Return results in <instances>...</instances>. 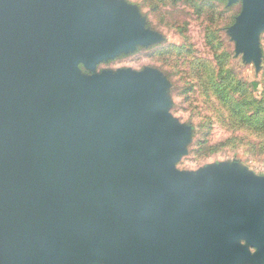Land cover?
<instances>
[{
	"label": "water",
	"instance_id": "obj_1",
	"mask_svg": "<svg viewBox=\"0 0 264 264\" xmlns=\"http://www.w3.org/2000/svg\"><path fill=\"white\" fill-rule=\"evenodd\" d=\"M242 2L258 65L264 0ZM156 40L119 0H0V264H264V177L178 171L157 71L82 73Z\"/></svg>",
	"mask_w": 264,
	"mask_h": 264
},
{
	"label": "rangeland",
	"instance_id": "obj_2",
	"mask_svg": "<svg viewBox=\"0 0 264 264\" xmlns=\"http://www.w3.org/2000/svg\"><path fill=\"white\" fill-rule=\"evenodd\" d=\"M119 1L138 13L157 40L94 71L81 66L82 73L157 71L166 81L167 106L160 112L190 133L175 164L178 171L197 178L221 167L264 177V31L258 65L246 61L229 32L242 0Z\"/></svg>",
	"mask_w": 264,
	"mask_h": 264
}]
</instances>
